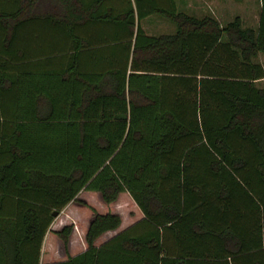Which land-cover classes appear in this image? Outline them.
I'll return each instance as SVG.
<instances>
[{"label":"trees","instance_id":"16d2710c","mask_svg":"<svg viewBox=\"0 0 264 264\" xmlns=\"http://www.w3.org/2000/svg\"><path fill=\"white\" fill-rule=\"evenodd\" d=\"M105 1L0 0V264H264V0L254 24ZM104 21L123 51L73 39L35 77L24 25Z\"/></svg>","mask_w":264,"mask_h":264},{"label":"crops","instance_id":"0c3cea01","mask_svg":"<svg viewBox=\"0 0 264 264\" xmlns=\"http://www.w3.org/2000/svg\"><path fill=\"white\" fill-rule=\"evenodd\" d=\"M239 1H242V0H203V3L199 2V4L197 5L198 10L196 11L189 10V12H192V13L194 12L196 14L210 13L214 15L220 22L222 20L225 21L229 19L233 14L236 13L240 15L243 24H249V23H245V20L248 18H249L248 20H250L251 17H246L245 15L248 13L250 14L251 12V15L253 18L252 21L255 23L257 19L258 0H256L257 2H254L256 6H252V7L246 6L247 8L244 6V9H242L241 12L234 8ZM189 2L190 0H175L176 6L185 11H188L186 10L185 5L186 6L189 5ZM109 5H111L115 9V12H118V10L124 6L122 1L106 0L104 3V6H109ZM144 18H146V20H153L154 23L156 22V25H155L156 28H158L159 23L161 22L164 23V29L154 28L153 30L152 29L150 30L152 31L150 33L154 34V33L168 32V31L173 30V27L170 25L171 22L167 23L168 19L164 18L163 16L159 14L150 13L146 15V17L145 16L142 17L139 20V22L142 21ZM114 24L115 23H113L112 21H104V22H99V23H94V24L89 23V22L82 23V24L70 23L68 24V26L72 25L71 27L73 28L72 34H69L65 29L66 28L65 24H61V23L46 22L43 25H35V26H32L30 24L24 25L25 29H27L28 31H31V32H28L27 37H26L28 39L27 46L31 44L30 45L32 46L31 51H33V49H36V53H32V56H30L29 61L27 62V65L31 67V69L37 68V71L40 68L47 69L48 71L50 69H53V73L51 75H48L47 73L41 75L36 71L37 73L35 77L43 76L44 78L45 77L48 78L50 76L51 78H54V80L57 79L58 76L61 75L58 73H61V69H63V67H65L69 63V57H68L69 52H65L62 54H53V53H58L59 45H64L62 47L63 48L62 51H64L65 49L69 51L66 45H69L73 39H77V38H80L83 41L87 40L86 45H89V46L95 44V41L97 42L102 41L98 45L105 47L104 53H106V56H108L111 53L110 50L114 52L113 48H111L110 46L116 44L117 45L115 46L116 51L119 48L118 47L119 44L117 41L111 42L114 40H109L110 38L113 37L114 32H118L120 34L122 32L121 31L122 28L118 27L119 25H114ZM142 28L144 29V27ZM33 31L34 33H36L35 35L36 37L34 36V34H32ZM144 31L147 33L148 30L144 29ZM32 40H34L35 42H33ZM106 41H110V42H106ZM35 43H37V45H35ZM39 45L40 46L45 45L44 50H41ZM48 45H52L53 49L51 50ZM119 49L120 51H123L122 48H119ZM117 52H119V50ZM40 53H43V54H40ZM113 56H118V53H115ZM263 71H264V68H263ZM9 158H10L9 155H6L5 159L8 160ZM1 161H2V157L0 158V162Z\"/></svg>","mask_w":264,"mask_h":264},{"label":"rangeland","instance_id":"374dc122","mask_svg":"<svg viewBox=\"0 0 264 264\" xmlns=\"http://www.w3.org/2000/svg\"><path fill=\"white\" fill-rule=\"evenodd\" d=\"M199 2H202L203 3V0H190L189 5H187V6L185 5L186 10H188V12H189V10L190 11H196V10H198L197 5L199 4ZM254 2H257V1L256 0H247V1L246 0L245 1L242 0V1H239L234 8L236 10H239L241 12L242 9H244V6L245 7L246 6H251V7L252 6H256V4H254ZM232 9H233V7H232ZM245 16L246 17H251L250 20H248L249 18L246 19L245 20V23L254 24V22L252 21L253 18H252L251 12H250V14L248 13ZM220 20H222V19H220ZM221 22H223V20ZM140 23H141L142 27H144L145 30H148L147 31V33L149 32L148 34H153V33H150V32H152L150 30L151 29L153 30L154 28L155 29H161V28L164 29V23L163 22L159 23L158 28H156V26H155L156 25V22L154 23L153 20H146V18H144L142 21H140ZM167 23H170V21L167 20ZM170 25L173 27V24L170 23ZM255 59L259 60L261 62V64L263 65V68H264V53L263 52H258L257 55H256V57H255ZM257 83L258 84L264 83V79L257 80ZM88 199H90V198H88ZM110 206L114 210H118L120 212L121 216L123 217V219H127V218H125V217H127L126 216V211L131 206H130V204H128V202L126 201V199L124 197L120 196ZM110 206H107V207L109 208ZM104 208L105 207H103L101 209H104Z\"/></svg>","mask_w":264,"mask_h":264},{"label":"water","instance_id":"95a60500","mask_svg":"<svg viewBox=\"0 0 264 264\" xmlns=\"http://www.w3.org/2000/svg\"><path fill=\"white\" fill-rule=\"evenodd\" d=\"M51 213H52V214H56L57 211H56V210H52Z\"/></svg>","mask_w":264,"mask_h":264}]
</instances>
